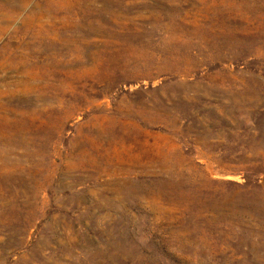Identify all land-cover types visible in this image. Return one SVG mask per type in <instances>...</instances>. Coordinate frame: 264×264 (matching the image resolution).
<instances>
[{
	"label": "rangeland",
	"instance_id": "obj_1",
	"mask_svg": "<svg viewBox=\"0 0 264 264\" xmlns=\"http://www.w3.org/2000/svg\"><path fill=\"white\" fill-rule=\"evenodd\" d=\"M0 264H264V0H0Z\"/></svg>",
	"mask_w": 264,
	"mask_h": 264
}]
</instances>
